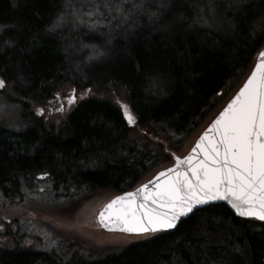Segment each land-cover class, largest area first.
<instances>
[{"label":"trees","instance_id":"obj_1","mask_svg":"<svg viewBox=\"0 0 264 264\" xmlns=\"http://www.w3.org/2000/svg\"><path fill=\"white\" fill-rule=\"evenodd\" d=\"M139 1L116 0L124 13L116 12V37L88 65L93 52L84 45L103 35L88 34L91 20L83 11L67 37L64 23L48 31L65 0H0V196H19V186L45 172L54 187L76 192L133 188L167 152L144 136L178 147L239 86L264 44V0ZM149 77L162 91H149ZM62 84L91 95L53 128L31 107ZM114 87L123 101L101 96ZM2 98L19 107L11 124L1 115L8 109ZM0 225V235L12 240L0 241V264H264V222L235 216L223 204L197 209L175 228L118 252L70 249L67 257L20 245L11 235V225L23 235L17 218Z\"/></svg>","mask_w":264,"mask_h":264},{"label":"snow or ice","instance_id":"obj_2","mask_svg":"<svg viewBox=\"0 0 264 264\" xmlns=\"http://www.w3.org/2000/svg\"><path fill=\"white\" fill-rule=\"evenodd\" d=\"M115 10L124 14L120 7ZM87 15L91 17L93 12ZM261 20L264 21V15ZM63 22L64 14L61 13L48 31H55ZM97 23L99 21H92L89 26L95 27ZM10 43L5 41V44ZM98 55L99 52H93L89 59ZM258 55L260 59L243 86L211 121L192 150L183 159L175 157L176 164L153 177L157 180L155 191L149 188L152 184L149 181L135 192L115 196L104 205L98 219L102 223L106 221L105 226L111 224L128 234L147 238L175 228L180 217L192 213L199 205L216 200L226 201L240 217L264 222V50ZM4 86L5 80L0 78V88ZM152 90L162 91L156 77H149V91ZM59 96L57 93V99ZM66 100L69 104L75 102L74 90ZM120 107L127 123L134 124L136 118L128 105L121 104ZM63 110L61 104L57 111ZM36 111L41 115L44 110ZM213 125L216 126L213 136L201 147ZM193 153L197 155L193 156ZM184 162H187L186 167ZM47 175L42 173L41 178ZM145 189L147 194H144ZM105 210H108L107 214Z\"/></svg>","mask_w":264,"mask_h":264},{"label":"rangeland","instance_id":"obj_3","mask_svg":"<svg viewBox=\"0 0 264 264\" xmlns=\"http://www.w3.org/2000/svg\"><path fill=\"white\" fill-rule=\"evenodd\" d=\"M79 2L81 8L77 6ZM139 3H142V1L140 0ZM63 4H65L63 23L69 27V30L66 31L67 37L76 29L75 16L76 13L81 11L86 16H88V12L92 11L93 15L91 17L88 16L91 22L99 21L96 25L104 27V31L90 27L91 31L88 33L90 36L96 37L102 34L103 37L99 42L84 45L88 48L91 47L92 52L100 53V55L92 58V61L89 59L90 56L86 58L88 65L94 63L93 60L96 61L99 59L102 56L101 54L112 43L113 38L116 37V0H65ZM106 5H108L109 9L105 11ZM132 5L138 8L136 1H133ZM97 8L99 9L98 12L96 11ZM103 11L109 13H107V17H102ZM236 87L235 85L233 88H230V92L221 102L219 109L230 98ZM0 90L2 91L3 89L0 88ZM73 90L76 100L69 104L66 97L72 95ZM57 93L60 94L58 99L56 97ZM107 93H110L113 101H123L122 96L116 95V87L108 89L106 92L103 90L101 96ZM89 95L91 94L87 90L76 89L72 86L62 84L45 102L35 103L31 107V111L37 115L36 110L43 109V113L39 116L44 119L48 126L54 128L64 121L66 116L81 100ZM10 100L12 102L16 101L12 98ZM61 104L64 110L57 111ZM1 107L8 108L1 110V115L5 117L7 124H11L10 121L15 120L14 118L17 115L18 105L15 103L9 105L7 101H3ZM211 117L202 123L199 129L188 136L176 148L169 149L161 138L145 135L144 137L151 140L155 145L158 144L161 148L166 149L167 152L165 151V160L143 175L139 179L138 184L150 178L157 170L170 165L173 162L174 156H182L186 153L199 132L210 121ZM8 119L12 120L9 121ZM19 189L20 194L17 197L9 196L8 198H4L0 196V220L8 222L12 218L19 219L21 227L18 232L23 231L22 239L17 236L18 228L15 225H11V235L12 237L15 236L16 240H18L17 242L22 246H31L42 251L53 252L60 257H67L71 250L80 251L84 254H89V252L95 254L96 251L104 250L118 252L126 245L148 239L155 235L152 234L147 238H143L119 231H106L100 227L96 219V213L106 201L116 195L112 190L102 189L94 193L76 192L72 188H63L60 184L54 187L53 181L49 176L47 175V177L41 178V174L38 176V179H29L23 186H19ZM1 229L2 226L0 225V231ZM0 241L7 245L12 243L9 237L7 238L1 235Z\"/></svg>","mask_w":264,"mask_h":264},{"label":"water","instance_id":"obj_4","mask_svg":"<svg viewBox=\"0 0 264 264\" xmlns=\"http://www.w3.org/2000/svg\"><path fill=\"white\" fill-rule=\"evenodd\" d=\"M261 50H264V45L259 49V51H261ZM259 51L257 52V54H256V56H255V58H254L253 65H252V67H251V69H250L248 75L251 73L252 68L254 67V65L256 64V62L260 59V58H259V55H258ZM259 71H260V70L257 69V72H258V73H259ZM248 75H247V76L245 77V79L241 82V84H240L239 87L234 91V93L230 96V98L225 102V104H224V105L218 110V112L214 115V117L211 118V120H210V121H209V122H208V123L202 128V130L199 132V134H198L197 137L195 138L193 144L190 146V148L187 150L186 153H184L182 156H174V157H173V162H172L170 165H168V166H166V167H164V168H161V169L157 170V171H156V172H155L150 178L146 179L145 181H142L141 183L137 184L135 187H133V188H131V189H129V190H126V191H123V192H120V193L114 195L112 198H110L108 201H106V202H105V203H104V204L98 209V211H97V213H96V219H97L98 224L100 225V227H101L103 230H106V231H119V232H123V231L119 230L118 228H116L115 226H113V225H111V224H108V226H105V223H107V222L105 221V222L102 223L101 220L98 219V216H99V214H100V211H101L102 209H104V205L107 204L109 201H111L115 196H122L123 193H125V192H135L136 189H138V188L140 187L141 184H148L149 181H152V184L149 185V188H151L152 191H155V184L157 183V180H153V177H156V176H157V173H159V172H161V171H164L165 169H167V168H169V167H172L174 164H176L177 161H176L175 157H180L181 159H183V157H184L185 155H187V154L192 150V148L195 146V142H196V140L199 139L200 135L204 133V131H205L206 128H208V125L211 124V121H212L213 119H215V117L219 114V112L222 111L223 108L228 104V102H229V101L231 100V98L236 94V92L239 90V88L243 86V84H244L245 80L247 79ZM215 127H216V126L213 125V130H211V131H209V132L207 133V135L205 136V140L202 141V143H201V147H203V146L208 142V140L213 136V134H214V130H215ZM197 152H200V149H197ZM196 155H197V153H193V156H196ZM200 158H202V153H201ZM184 163H185V167H186L187 162H184ZM179 170H184V169H179ZM173 175H174V174H173ZM158 179H159V178H158ZM143 191H144V194H147V190H146V189L143 190ZM212 204H223V205H225V206H226V207H227V208H228V209H229V210H230L235 216H238V215L235 214V212L231 209V207L227 204L226 201H223V200H216V201L211 202V203L208 204V205H212ZM208 205H199V206H197L193 211H195V210H197V209H200V208H202V207L208 206ZM107 211H108V210H105V213H106V214H107ZM189 214H190V213H189ZM189 214H188V215H189ZM188 215H187V216H188ZM187 216H182V217H180V219L176 222V225H177L181 220L185 219ZM238 217H240V216H238ZM241 218H244V217H241ZM246 219H250V218H246ZM169 230H171V229H169ZM167 231H168V230H167ZM124 233H126V232H124Z\"/></svg>","mask_w":264,"mask_h":264}]
</instances>
